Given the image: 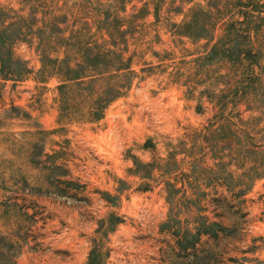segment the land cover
Listing matches in <instances>:
<instances>
[{
    "label": "rangeland",
    "instance_id": "obj_1",
    "mask_svg": "<svg viewBox=\"0 0 264 264\" xmlns=\"http://www.w3.org/2000/svg\"><path fill=\"white\" fill-rule=\"evenodd\" d=\"M264 264V0H0V264Z\"/></svg>",
    "mask_w": 264,
    "mask_h": 264
},
{
    "label": "trees",
    "instance_id": "obj_2",
    "mask_svg": "<svg viewBox=\"0 0 264 264\" xmlns=\"http://www.w3.org/2000/svg\"><path fill=\"white\" fill-rule=\"evenodd\" d=\"M173 238H174V241H175V244L177 246V248L179 249L180 252L182 253H187L188 256H191L190 254V251L191 249H193V253H192V264H201V258L199 256V253H198V250H197V247H196V243H193L192 246H189L185 243V240L183 238H181V236H174L173 235Z\"/></svg>",
    "mask_w": 264,
    "mask_h": 264
}]
</instances>
